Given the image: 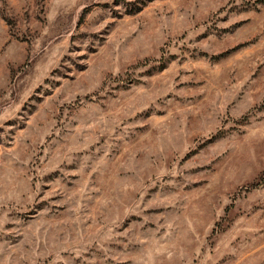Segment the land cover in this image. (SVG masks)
<instances>
[{
  "label": "rangeland",
  "instance_id": "374dc122",
  "mask_svg": "<svg viewBox=\"0 0 264 264\" xmlns=\"http://www.w3.org/2000/svg\"><path fill=\"white\" fill-rule=\"evenodd\" d=\"M0 264H264V0H0Z\"/></svg>",
  "mask_w": 264,
  "mask_h": 264
}]
</instances>
